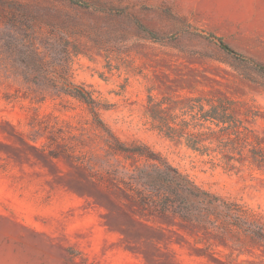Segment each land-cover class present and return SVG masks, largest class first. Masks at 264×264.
<instances>
[{
	"label": "rangeland",
	"instance_id": "obj_1",
	"mask_svg": "<svg viewBox=\"0 0 264 264\" xmlns=\"http://www.w3.org/2000/svg\"><path fill=\"white\" fill-rule=\"evenodd\" d=\"M82 1L91 7L0 0V264H264L262 251L233 254L92 178L128 180L130 164L106 152L89 107L66 91L87 88L121 142L264 215L263 169L201 156L148 114L149 96L228 94L252 108L249 126L264 137V74L206 38L264 65V0ZM62 149L75 157L49 156Z\"/></svg>",
	"mask_w": 264,
	"mask_h": 264
},
{
	"label": "trees",
	"instance_id": "obj_2",
	"mask_svg": "<svg viewBox=\"0 0 264 264\" xmlns=\"http://www.w3.org/2000/svg\"><path fill=\"white\" fill-rule=\"evenodd\" d=\"M68 1L83 8L91 7L82 0ZM137 26L147 32L139 22ZM206 38L264 74L263 64L233 50L222 38L212 34ZM66 91L89 107L96 126L103 132L106 152L130 164L123 165L128 180H116L109 172L90 171L92 178L131 195L141 213L180 220L196 232L224 243L233 254L250 255L254 249L264 254V215L202 188L150 147L121 142L99 116L97 102L87 88L70 86ZM148 105L152 128L168 139L227 165L249 163L264 170V137L249 126L256 116L247 103L221 94L181 100L166 97L162 101L149 96ZM49 156L75 157L65 149L51 150Z\"/></svg>",
	"mask_w": 264,
	"mask_h": 264
},
{
	"label": "bare ground",
	"instance_id": "obj_3",
	"mask_svg": "<svg viewBox=\"0 0 264 264\" xmlns=\"http://www.w3.org/2000/svg\"><path fill=\"white\" fill-rule=\"evenodd\" d=\"M1 264H5V263H1Z\"/></svg>",
	"mask_w": 264,
	"mask_h": 264
}]
</instances>
